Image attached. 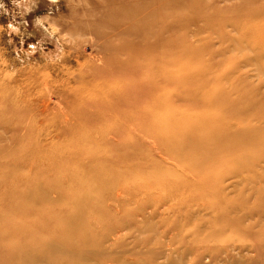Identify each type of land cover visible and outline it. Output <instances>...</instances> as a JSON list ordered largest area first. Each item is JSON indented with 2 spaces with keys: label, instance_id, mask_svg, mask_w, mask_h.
<instances>
[{
  "label": "rangeland",
  "instance_id": "374dc122",
  "mask_svg": "<svg viewBox=\"0 0 264 264\" xmlns=\"http://www.w3.org/2000/svg\"><path fill=\"white\" fill-rule=\"evenodd\" d=\"M0 264H264V0H0Z\"/></svg>",
  "mask_w": 264,
  "mask_h": 264
},
{
  "label": "bare ground",
  "instance_id": "6f19581e",
  "mask_svg": "<svg viewBox=\"0 0 264 264\" xmlns=\"http://www.w3.org/2000/svg\"><path fill=\"white\" fill-rule=\"evenodd\" d=\"M169 75H170V72H169ZM234 102V101H233ZM46 105V104H45ZM168 107V106H167Z\"/></svg>",
  "mask_w": 264,
  "mask_h": 264
}]
</instances>
